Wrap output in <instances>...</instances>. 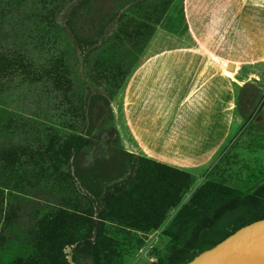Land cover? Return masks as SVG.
I'll return each mask as SVG.
<instances>
[{
    "label": "rangeland",
    "instance_id": "obj_1",
    "mask_svg": "<svg viewBox=\"0 0 264 264\" xmlns=\"http://www.w3.org/2000/svg\"><path fill=\"white\" fill-rule=\"evenodd\" d=\"M183 7L184 0H0V101L24 116L0 120V178L18 181L37 198L81 194L91 208L69 219L11 206L4 225L0 216V264H182L264 213V61L235 75L234 128L209 157L157 160L136 145L127 126L124 92L134 69L155 52L194 45ZM208 17L201 23L214 34L218 22ZM248 17L236 32H264L263 20ZM37 63L49 67L17 87L16 69ZM44 72L49 75L41 81ZM57 123L92 142L77 165L70 147V184L63 187L50 170L33 173L26 163L50 132L45 126L63 129ZM8 140L20 144L23 166L9 162ZM142 170L163 181L175 178L166 191L163 184L156 191L147 187L151 196L143 206L160 211L153 221L97 223L98 212H106ZM185 204L189 210L176 219ZM123 208L135 211L136 202ZM32 232L40 237L34 246Z\"/></svg>",
    "mask_w": 264,
    "mask_h": 264
},
{
    "label": "crops",
    "instance_id": "obj_2",
    "mask_svg": "<svg viewBox=\"0 0 264 264\" xmlns=\"http://www.w3.org/2000/svg\"><path fill=\"white\" fill-rule=\"evenodd\" d=\"M183 12L194 45L144 59L124 92V116L136 145L165 162L209 157L228 139L236 120L235 75L264 61V32H236L250 13L264 22V0H184ZM209 15L218 22L214 34L201 23ZM228 62L235 64L234 74H226ZM228 180L237 187V180Z\"/></svg>",
    "mask_w": 264,
    "mask_h": 264
},
{
    "label": "trees",
    "instance_id": "obj_3",
    "mask_svg": "<svg viewBox=\"0 0 264 264\" xmlns=\"http://www.w3.org/2000/svg\"><path fill=\"white\" fill-rule=\"evenodd\" d=\"M47 67H49L48 64H45V67L42 68V66L39 63H37V64L29 65L27 69L25 67H22L21 69L17 68L14 73V76L19 83L17 87H19V85H23L28 82L36 81L40 69L43 72V70ZM46 75H49V73L44 72L41 77V81L44 80ZM41 88L43 89V87ZM10 108H11L10 106L6 105L5 103H1L0 101V120L2 122H6V123L7 122L9 123V121L12 122L14 117L18 119H23L24 116L21 117L15 115L14 112L12 111L13 109ZM58 125H62L63 129L58 130L56 127L53 126H45V128L50 132L45 131L46 132L45 141L40 145H38L37 148H35L33 155L30 156L33 159H29L26 163L31 167L30 171L33 173H44L50 170L51 172H53L57 184L62 185L63 187L64 185H66V183L70 184L68 175L65 173L66 172L65 158L67 157L70 151V147H73L75 149L74 164L77 165V160L79 159V156L83 151L82 149L89 146L90 143L92 142H90L88 139H85L82 135L78 134L77 132L70 130L72 128L66 127V124L64 125L58 124ZM6 144L8 146L7 151L8 150L10 151V154L8 155L9 162L10 163L17 162L18 164L21 163V166H23L24 161L21 162L18 158L20 155L19 154L20 144L18 145L13 143V140L10 141L8 140ZM173 179L163 181L162 178L155 177L153 174L149 173L148 171L142 170L139 173L138 178L135 180L134 183L131 184V187L129 189H126L125 191L121 192L119 195L113 196L111 198V200L109 201V206L111 205V207L106 212H98V215L96 216L97 217L96 219L98 221L97 223L100 222L103 223L108 221V222H116L118 224L126 223L128 225H133L135 223H149L153 221V219L158 215L160 211L158 210L152 211L150 209H146V207L143 206L142 203L147 202L150 195V194L148 195L145 194V192L147 191V187H149V189L151 190L155 189L156 191L157 186L163 184L166 191L167 190L166 188H173V186H175V178ZM151 182H153V184ZM19 185L20 183L18 181L8 182L3 180V178H0V216L4 214L2 216V218H4L2 221V225L6 223L5 216L7 218L11 215V206L13 205L19 206L20 208L21 206H25L29 208V210H31L32 213H34L35 211L39 212V210L41 209H44L45 213H47L48 215H54L58 212H62L63 214L68 216L67 218L69 219L76 217L77 212H80L85 215L91 212L89 202H87L86 197H84L81 194L74 193V195L71 196L60 195L58 196V198H51V197H46L47 199L41 197L37 198L38 196L36 195L24 192L22 186ZM199 190L200 189H198V191L195 192L193 197L190 199L191 202L197 199ZM141 194H145V196ZM167 195L170 198L171 196H173L172 194L171 195L167 194ZM127 198L128 199L131 198V199L129 202L126 203L125 201L127 200L125 199ZM159 200L160 199H157L156 202H159ZM134 201L136 202L135 211H130L129 209L123 208L126 205L132 204ZM176 203L173 204V206H175ZM19 207H16V209H19ZM189 208H190L189 204H185L177 214L176 219H178L179 216L187 212ZM263 217H264V213L260 216L254 217L245 224H248L257 219H261ZM163 220L164 217L158 219L157 222H155L157 223L156 225H159ZM34 223L36 222L34 221ZM186 223H188L187 220H185V224ZM32 233H33V238L30 244L31 246H34L35 243L39 242L38 240H40V237L35 232ZM35 240L37 242H35ZM54 246L55 244H53V247ZM192 258L183 261L182 264L187 263Z\"/></svg>",
    "mask_w": 264,
    "mask_h": 264
},
{
    "label": "water",
    "instance_id": "obj_4",
    "mask_svg": "<svg viewBox=\"0 0 264 264\" xmlns=\"http://www.w3.org/2000/svg\"><path fill=\"white\" fill-rule=\"evenodd\" d=\"M226 70L235 71L228 62ZM185 264H264V217L245 224Z\"/></svg>",
    "mask_w": 264,
    "mask_h": 264
}]
</instances>
